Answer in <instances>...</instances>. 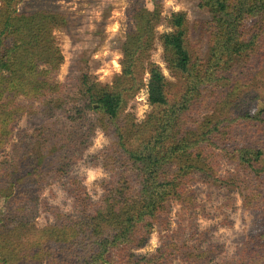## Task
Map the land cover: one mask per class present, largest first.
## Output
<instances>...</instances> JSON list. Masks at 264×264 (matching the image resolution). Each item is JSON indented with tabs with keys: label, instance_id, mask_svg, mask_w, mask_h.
<instances>
[{
	"label": "trees",
	"instance_id": "obj_1",
	"mask_svg": "<svg viewBox=\"0 0 264 264\" xmlns=\"http://www.w3.org/2000/svg\"><path fill=\"white\" fill-rule=\"evenodd\" d=\"M33 1L0 0V152L17 138L10 158L0 161V197L14 201L0 214V264H264V230L248 235L234 256L223 259L224 245L213 242L210 229H202L193 214L184 224L181 212L172 227L175 199L188 212L190 204L197 205L192 185L199 176L207 184H246L255 204L264 206V148L236 141L234 132L255 116L254 128L264 133V106L259 115L254 108L236 115L245 78L241 57L259 50L264 38V0H201L210 12L201 34L184 11L168 18L172 31L158 34L161 7L134 0L125 37L115 38L122 72L107 84L91 80L101 64L93 57L96 47L72 64L86 72L58 82L65 56L55 31H69L74 13ZM157 39L177 81L152 59ZM145 87L152 109L139 122L128 107ZM71 94L77 102L67 108L72 115L65 109ZM40 108L50 113L47 120L32 131L17 129L27 113L35 117ZM98 130L109 143L95 162L109 176L94 200L72 163L83 158ZM168 136L183 142L167 145ZM222 144L224 152L217 150ZM50 148L61 155L46 169ZM227 156L236 169L218 175ZM26 165L33 168L28 189L22 184ZM53 181L62 182L71 196L70 210L45 195ZM41 212L49 220L38 228ZM154 230L159 245L140 252Z\"/></svg>",
	"mask_w": 264,
	"mask_h": 264
},
{
	"label": "rangeland",
	"instance_id": "obj_2",
	"mask_svg": "<svg viewBox=\"0 0 264 264\" xmlns=\"http://www.w3.org/2000/svg\"><path fill=\"white\" fill-rule=\"evenodd\" d=\"M134 0H34L33 4L37 7H59L66 12L74 13L71 17L74 24L68 30L57 29L55 35L57 42L61 47L65 61L62 64L61 73L58 77V82H64L69 73L81 75L87 71L84 67L80 72L79 68H74L73 63L81 56L89 53L90 49L98 48L93 52V57L101 62L100 67L95 68L91 73L92 81H99L103 84L113 82L116 74L122 72V52L116 46L115 38L125 37L129 23L128 8ZM146 5L150 9L156 6L162 9V23L157 27L158 34L172 31L168 25V18L174 13L184 11L188 14L192 24V28H197L196 32L201 34L204 31L206 21L210 19V12L201 7V0H145ZM200 38V37H199ZM260 46L253 52L249 51L247 55L241 57V64L244 80L242 92L239 93L238 102L236 103L239 111L236 113L240 116L244 108L253 109L255 115H259L261 108L264 106V38L259 41ZM152 59L158 63L165 71L168 78L172 81H177L174 73L168 68L165 60L164 47L159 39L156 41L155 49L152 53ZM258 60V63L256 62ZM259 61L261 65H259ZM94 63V62H92ZM260 68V69H259ZM259 69V70H257ZM262 71V72H261ZM261 72V73H259ZM251 79V75L255 74ZM80 95V94H79ZM66 113L68 109L75 107L77 102L74 101L73 94L67 98ZM52 106V105H51ZM68 108V109H67ZM152 107L149 103L148 90L145 87L134 98L128 107V111L136 115L139 122H142ZM57 109H54L56 112ZM73 114V110L70 115ZM50 113L42 108L38 110L37 116H30L27 113L19 123L17 129L24 127L32 131L38 125V122L47 120ZM256 122V117L253 116L249 120L242 122L238 128L234 130L236 141L251 144L260 148H264V133L257 131L252 123ZM17 138L15 137L14 140ZM13 140V141H14ZM9 142L6 149L0 152V161L8 160L12 154V142ZM167 145L179 146L183 140L174 136H168L165 139ZM109 143L108 137L102 130H98L93 138V143L85 150L83 158L73 159L72 167L78 173V178L82 183L83 190L90 194L94 200L99 199L103 193V181L109 176V173L102 164L95 162V157L103 147ZM217 150L224 152L226 147L222 144L217 147ZM69 156H73L72 150H69ZM78 152V151H77ZM60 153L57 148H50L43 162V168H50L54 163H57ZM260 166H264V156L260 162ZM236 169V162L229 156L222 159L220 163V171L218 175L225 171L232 172ZM31 166L26 165L24 176L22 178L23 188L28 189L32 185ZM264 176V174H263ZM256 177V176H254ZM262 176H260V179ZM193 200L197 203L190 204L193 208L192 212L184 210V206L174 200L172 213V227H177L180 222V213L184 212V224H189L191 215L193 219L200 223L202 229H210L212 234L211 240L224 245L223 259L230 258L235 255L237 247L241 244L248 235L264 230V206L258 207L255 204V197L252 190L248 189L246 184L242 187L221 186L207 184L204 179L199 176V179L192 185ZM48 191L45 195L54 203L64 206V209L70 210V195L65 190L62 182L53 181L48 186ZM57 193V196H52V192ZM233 202L234 206H228L229 202ZM14 201L11 198L0 197V214L2 209L13 205ZM197 214V216H195ZM49 216L46 212H41L36 219L35 224L38 228H43L47 224ZM188 231L190 229L188 228ZM190 235V233H188ZM31 237V236H30ZM193 244L196 240L190 238ZM208 244V243H205ZM204 244V245H205ZM159 245V234L154 230L152 240L143 249L142 253L153 252ZM175 264H185L182 260H177Z\"/></svg>",
	"mask_w": 264,
	"mask_h": 264
}]
</instances>
